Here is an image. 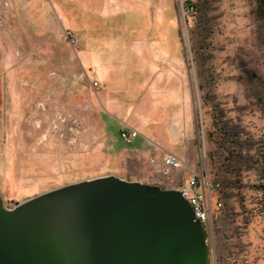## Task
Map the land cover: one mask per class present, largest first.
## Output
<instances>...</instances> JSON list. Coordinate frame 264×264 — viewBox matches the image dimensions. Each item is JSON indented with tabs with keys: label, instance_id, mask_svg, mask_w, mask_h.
I'll use <instances>...</instances> for the list:
<instances>
[{
	"label": "rangeland",
	"instance_id": "1",
	"mask_svg": "<svg viewBox=\"0 0 264 264\" xmlns=\"http://www.w3.org/2000/svg\"><path fill=\"white\" fill-rule=\"evenodd\" d=\"M254 9V0H138L126 12L101 13L96 3L88 12L93 48L103 41L109 56L108 30L115 36L113 66L123 65L126 37L138 36L144 59L152 49L159 62L155 70L143 65L139 85L166 78L179 83L175 97L160 98L158 109L159 115L186 110L190 122L191 158L171 177L154 172L150 157L143 165L120 162L118 154L125 149L145 150V139L125 144L122 125L113 119L106 133L100 81H88L82 69L78 81L56 69L52 81H44L41 56L24 47L21 14L1 23L0 193L5 206L13 209L47 191L104 175L120 173L129 180L144 175L147 183L166 187L173 180L183 185L196 174L214 185L208 194L213 210L209 263L264 264V38ZM78 12L83 14L81 8ZM62 48L67 57L75 54L69 40ZM159 48L169 51L170 60L157 57ZM182 81L185 98L178 91ZM139 90L145 106L150 97ZM161 129L173 131L174 123ZM146 145L156 152L154 144Z\"/></svg>",
	"mask_w": 264,
	"mask_h": 264
},
{
	"label": "water",
	"instance_id": "2",
	"mask_svg": "<svg viewBox=\"0 0 264 264\" xmlns=\"http://www.w3.org/2000/svg\"><path fill=\"white\" fill-rule=\"evenodd\" d=\"M0 264H210L183 192L110 174L31 197L0 193Z\"/></svg>",
	"mask_w": 264,
	"mask_h": 264
},
{
	"label": "crops",
	"instance_id": "3",
	"mask_svg": "<svg viewBox=\"0 0 264 264\" xmlns=\"http://www.w3.org/2000/svg\"><path fill=\"white\" fill-rule=\"evenodd\" d=\"M94 3L99 5L101 13L107 12L110 8V13H117L126 12L128 7H135L138 0H0V24L14 22L12 15L15 12L21 14L24 47L27 52L41 56L39 58L42 61L38 67L39 71H42L44 81H52L49 76L54 69L70 75V81H78L79 69H82L84 75L89 77H86L88 81L95 78L101 82V98L109 120L108 124L106 123V133L113 119L122 125V130L131 127L139 131L141 137L145 139L143 145L145 150L136 147L119 152L121 163L131 159L143 165L147 158H162L166 152H172L187 162V159L191 158L190 122L187 120V111L179 110L170 115L158 114L160 98L173 99L176 94L174 87L175 85L178 87L180 81L176 84L175 81H167L166 78L161 81H144V86L143 83L139 85L138 74L141 73L143 65H147L150 70H155L154 66L159 65V62L155 61L156 57L152 49L148 51V58L144 59L142 51L145 49L138 36L126 37L125 42L122 43L120 52L123 65L119 67L113 66L109 60L118 54L117 49L115 50L117 43L115 38L113 39L115 36L110 29L108 30L111 45L109 56L104 54L103 41L93 48V25L88 12ZM79 8L83 14H79ZM97 27L100 29V25L96 26L98 31ZM101 32L104 33L105 30L102 29ZM71 37L77 41L75 45H72L75 54L67 57L62 43L67 40L70 42ZM159 50L157 57L161 58V61L167 58L170 60L167 49L159 48ZM57 77L55 81H63ZM181 85L182 89L178 91L182 92L185 98V81H182ZM140 86L142 93L150 97V102L145 106L141 105L142 99H138V87ZM163 86L165 89H162ZM187 104L189 108V101ZM169 122L174 123V129L173 131L166 130L165 133L161 128ZM148 143L157 147L155 153L146 149L149 146L146 145ZM173 174L176 175V171ZM130 179L146 182L144 175ZM157 179L162 180V178ZM187 182L179 185L178 181L173 180L166 188L180 189ZM159 185L164 184L160 182Z\"/></svg>",
	"mask_w": 264,
	"mask_h": 264
},
{
	"label": "built area",
	"instance_id": "4",
	"mask_svg": "<svg viewBox=\"0 0 264 264\" xmlns=\"http://www.w3.org/2000/svg\"><path fill=\"white\" fill-rule=\"evenodd\" d=\"M76 42L75 38H70L72 45H75ZM96 85L98 86V83ZM121 137L125 144L132 145L141 137V133L131 127H126L121 131ZM150 163L154 172L165 177H171L174 171L182 169L186 164L183 158L172 152H166L162 158L151 157ZM213 188V184H207L206 181L202 180L196 174L192 175L187 184L180 188L184 196L193 205L198 218L203 222L206 233L213 227L212 204L208 200V194Z\"/></svg>",
	"mask_w": 264,
	"mask_h": 264
},
{
	"label": "trees",
	"instance_id": "5",
	"mask_svg": "<svg viewBox=\"0 0 264 264\" xmlns=\"http://www.w3.org/2000/svg\"><path fill=\"white\" fill-rule=\"evenodd\" d=\"M254 3H255L254 13L257 19L261 23L262 31H263V38H264V0H254Z\"/></svg>",
	"mask_w": 264,
	"mask_h": 264
}]
</instances>
